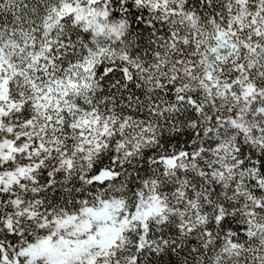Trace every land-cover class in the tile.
I'll use <instances>...</instances> for the list:
<instances>
[{
	"label": "snow or ice",
	"instance_id": "1",
	"mask_svg": "<svg viewBox=\"0 0 264 264\" xmlns=\"http://www.w3.org/2000/svg\"><path fill=\"white\" fill-rule=\"evenodd\" d=\"M0 264H264V0H0Z\"/></svg>",
	"mask_w": 264,
	"mask_h": 264
}]
</instances>
